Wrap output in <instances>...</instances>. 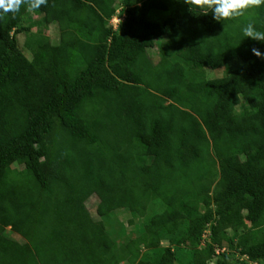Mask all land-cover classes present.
<instances>
[{
    "label": "trees",
    "instance_id": "16d2710c",
    "mask_svg": "<svg viewBox=\"0 0 264 264\" xmlns=\"http://www.w3.org/2000/svg\"><path fill=\"white\" fill-rule=\"evenodd\" d=\"M192 3L0 8V264H264V5Z\"/></svg>",
    "mask_w": 264,
    "mask_h": 264
},
{
    "label": "clouds",
    "instance_id": "9594fccd",
    "mask_svg": "<svg viewBox=\"0 0 264 264\" xmlns=\"http://www.w3.org/2000/svg\"><path fill=\"white\" fill-rule=\"evenodd\" d=\"M45 0H31V8H39ZM20 0H0V8L5 12L18 9ZM264 5V0H193L191 7H195L201 14L211 13L212 19L223 23L248 15L254 7ZM120 20V19H119ZM240 32L243 37L264 42V31L259 30L252 22L245 23ZM253 56L264 59V53L252 48Z\"/></svg>",
    "mask_w": 264,
    "mask_h": 264
},
{
    "label": "rangeland",
    "instance_id": "374dc122",
    "mask_svg": "<svg viewBox=\"0 0 264 264\" xmlns=\"http://www.w3.org/2000/svg\"><path fill=\"white\" fill-rule=\"evenodd\" d=\"M169 10L171 11V13H170V11L164 12L162 14V16L159 19H157L158 22H163L164 20L174 16L173 12H176V13L177 12H182V13L184 12V10H181V9L177 10V8H173V7H171ZM153 21H155V20H153ZM119 22H120L119 18L116 17L111 22V25L115 29H117L118 25H119ZM53 31H55V30H53ZM149 54H150V57L152 58V60L156 61L154 52L152 51ZM217 75L220 76L221 74H217ZM210 76H212V75H210ZM97 203H98V200L96 198L95 199L94 198L91 199L87 203V208H88L89 212L91 213L92 217L95 220L97 218V216H96V209H97L96 205H97ZM131 218L134 219L130 212L120 210V211H116V212L112 213L106 219H103L104 223L106 225L107 232L114 239L115 243L118 246H119V243H121V240H123V238H125L130 233V229L129 228H131V226L128 225V222L131 220ZM247 224L249 225V223H247ZM164 245L167 246L166 243H164ZM189 259H190V256L188 255V253L187 254L184 253V264H186Z\"/></svg>",
    "mask_w": 264,
    "mask_h": 264
}]
</instances>
